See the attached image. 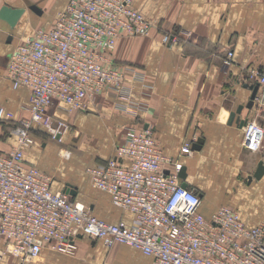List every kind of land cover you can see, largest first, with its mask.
Masks as SVG:
<instances>
[{
	"label": "built area",
	"instance_id": "2783aa9c",
	"mask_svg": "<svg viewBox=\"0 0 264 264\" xmlns=\"http://www.w3.org/2000/svg\"><path fill=\"white\" fill-rule=\"evenodd\" d=\"M151 30L133 0H68L50 27L34 29L9 53L7 79L14 89L24 87L30 94L26 118L17 120L0 105V123H11L16 137L11 151L0 152V257L27 264L44 249L73 256L84 237L107 248L131 247L150 257L151 264H264V220L247 226L227 206L205 217L200 195L181 185V164L162 155L148 127L126 129L114 156L86 171L92 187L132 215L129 224L95 216L68 193L54 191L53 177L25 161L36 130L60 141L71 129L54 116V107L84 112L109 93L123 103L118 110L146 109L145 75L114 64L111 56L119 38L148 37ZM171 41V36L162 37L163 44ZM232 57L228 52L223 64L230 66ZM246 82L258 86L252 110L263 115L264 72L248 69ZM134 83L138 103L131 99ZM192 144L186 141L181 153L191 154ZM242 145L252 152L264 145V126L254 118L242 127ZM167 162L172 169L165 173Z\"/></svg>",
	"mask_w": 264,
	"mask_h": 264
},
{
	"label": "crops",
	"instance_id": "0c3cea01",
	"mask_svg": "<svg viewBox=\"0 0 264 264\" xmlns=\"http://www.w3.org/2000/svg\"><path fill=\"white\" fill-rule=\"evenodd\" d=\"M0 0V105L15 119L26 118L29 90L14 89L6 77L9 53L31 32L50 27L68 0ZM39 7L40 15L30 9ZM134 7L151 23L148 37L123 36L111 59L114 64L140 70L146 77L149 96L145 110H118L111 94H103L84 112L66 113L53 108L54 116L71 129L63 139L72 144L65 159L55 161L53 149L34 132V144L25 150V161L53 177L52 189L73 187L71 199L86 205L92 214L111 223L129 224L132 215L114 207L109 196L92 187L87 168L114 156L128 128L148 127L166 159L185 168L187 187L201 195L200 211L208 217L217 208L235 210L250 227L264 220V174L253 178L259 161L264 163V145L248 151L242 145L241 121L254 118L264 126V114L245 107L251 95L247 70L264 72V0H133ZM47 6V5H46ZM163 36L173 37L169 44ZM233 52L230 66L223 64ZM256 85V84H255ZM132 101L140 100L134 83ZM11 123H0V152L16 145ZM37 135V136H36ZM202 139L200 150L181 153L186 141ZM37 144V158L30 154ZM67 144V145H68ZM192 144V145H193ZM68 156V157H66ZM165 173L172 164L164 163ZM182 182V181H181ZM4 247L0 240V250ZM79 252L68 256L44 249L27 264H151L152 259L126 245L107 248L100 241L81 237ZM0 264H19L1 255Z\"/></svg>",
	"mask_w": 264,
	"mask_h": 264
},
{
	"label": "water",
	"instance_id": "95a60500",
	"mask_svg": "<svg viewBox=\"0 0 264 264\" xmlns=\"http://www.w3.org/2000/svg\"><path fill=\"white\" fill-rule=\"evenodd\" d=\"M30 9L33 10L38 15H40L42 13V11L39 9V7H36L35 5H31L30 6ZM249 89L251 90V95L249 97V100H248V102L246 103L245 106L240 105L237 108V114H240L241 113V110L244 107L246 109H248V110H251L252 109L253 99H254V97H255V95L257 93L258 86L257 85L249 86ZM244 123H245V121H241L240 125H244ZM202 143H203L202 139H198L196 141V143H194L192 145V150H194V151L200 150ZM263 174H264V163H263V161H259L258 164H257L256 170H255V172L253 174V178L256 179V180H259L262 177ZM178 176H179L180 180L182 181L181 185L183 187H187V184L185 182V178H186L185 168H182L179 171ZM64 192H66V193L69 192L72 195L75 194V192L73 190V187L71 185H69V184H66V187H65V191Z\"/></svg>",
	"mask_w": 264,
	"mask_h": 264
},
{
	"label": "rangeland",
	"instance_id": "374dc122",
	"mask_svg": "<svg viewBox=\"0 0 264 264\" xmlns=\"http://www.w3.org/2000/svg\"><path fill=\"white\" fill-rule=\"evenodd\" d=\"M50 1L51 0H49L48 1V4H46L47 6L45 5V8L46 9H49ZM38 134H40V136H41V141H43V140L46 139L47 142H48L43 147L38 146L39 147L38 149H41L43 151L45 149H53L55 147L56 148L55 151L57 152V154H55L56 155L55 161H57V162L63 161L65 159V155L69 152V150H67L66 148L67 147L69 148V146L72 145L70 143L69 144L67 143L68 145L65 144L66 143V140L63 139V137H65V135L62 137V140L59 141V140H54L53 138H51L47 134V132L45 130H41V132H38ZM43 148H45V149H43ZM65 152H67V153L65 154ZM30 154L32 155V157L34 156V157L37 158V144H36L35 149L33 148L32 152ZM66 157H68V156H66ZM78 252H79V248L76 251V255L78 254Z\"/></svg>",
	"mask_w": 264,
	"mask_h": 264
}]
</instances>
